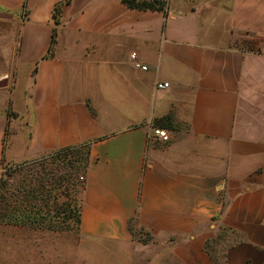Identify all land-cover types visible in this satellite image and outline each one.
I'll use <instances>...</instances> for the list:
<instances>
[{
    "label": "crops",
    "instance_id": "0c3cea01",
    "mask_svg": "<svg viewBox=\"0 0 264 264\" xmlns=\"http://www.w3.org/2000/svg\"><path fill=\"white\" fill-rule=\"evenodd\" d=\"M62 1L0 0V170L86 146L80 221L1 224L0 264H264V0H70L50 54Z\"/></svg>",
    "mask_w": 264,
    "mask_h": 264
},
{
    "label": "rangeland",
    "instance_id": "374dc122",
    "mask_svg": "<svg viewBox=\"0 0 264 264\" xmlns=\"http://www.w3.org/2000/svg\"><path fill=\"white\" fill-rule=\"evenodd\" d=\"M165 1L169 14L170 0ZM241 39L244 42L238 40L239 46H245V40L253 41L247 36ZM86 155V147L82 146L57 155L3 166L0 170V196L5 197L12 221L9 224L50 231L76 230L75 209L84 186L80 176H84ZM5 228H0V238L6 236ZM220 234L217 242L209 246L215 253L223 251L233 242L230 239L236 237L228 229L221 230ZM135 235L140 242L155 243L153 237L143 229L136 228ZM165 260L163 258L155 264H167Z\"/></svg>",
    "mask_w": 264,
    "mask_h": 264
},
{
    "label": "trees",
    "instance_id": "16d2710c",
    "mask_svg": "<svg viewBox=\"0 0 264 264\" xmlns=\"http://www.w3.org/2000/svg\"><path fill=\"white\" fill-rule=\"evenodd\" d=\"M124 5H126L128 8L131 9H138V10H150V11H158L161 12L163 14V16L167 15L168 12V5L167 2L165 0H120ZM70 2V0H64L60 3H56L54 6V10H53V18H54V24L55 26L53 27V31H52V36H51V42H50V46H49V53L51 54V51L53 49V45L55 43V37H56V26L59 24V14H60V5L61 4H68ZM26 7V1H24L23 6H22V10H24ZM249 46L250 42L247 43ZM48 53V56H49ZM173 123H174V118L173 116L168 113L160 118L155 119V124L156 125H162V126H169V127H173ZM86 147V146H85ZM73 148H67V149H61L58 151H55L53 153L47 154V155H53V154H60V153H64L65 151L71 150ZM86 164H87V160H88V148L86 147ZM46 156V155H44ZM86 168V166H85ZM29 192V191H28ZM0 201L1 204L0 205V223H11V219L9 218V214H8V208L7 205H5V197L0 196ZM79 210H80V206L78 205L75 209V218H76V222L77 224H79L80 221V217H79ZM133 233L135 234V230H133Z\"/></svg>",
    "mask_w": 264,
    "mask_h": 264
},
{
    "label": "built area",
    "instance_id": "2783aa9c",
    "mask_svg": "<svg viewBox=\"0 0 264 264\" xmlns=\"http://www.w3.org/2000/svg\"><path fill=\"white\" fill-rule=\"evenodd\" d=\"M131 58L135 60V66L142 70H146L147 66L141 62H139L136 58L135 53L131 54ZM169 86L168 82H157L156 87L159 89H165ZM155 137L162 143H168L170 141V136L168 131L164 128H155L154 129ZM80 180H83V176H80Z\"/></svg>",
    "mask_w": 264,
    "mask_h": 264
}]
</instances>
